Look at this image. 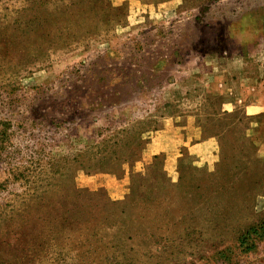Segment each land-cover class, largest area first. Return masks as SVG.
<instances>
[{
    "label": "rangeland",
    "instance_id": "obj_1",
    "mask_svg": "<svg viewBox=\"0 0 264 264\" xmlns=\"http://www.w3.org/2000/svg\"><path fill=\"white\" fill-rule=\"evenodd\" d=\"M263 220L264 0H0V264H264Z\"/></svg>",
    "mask_w": 264,
    "mask_h": 264
},
{
    "label": "trees",
    "instance_id": "obj_2",
    "mask_svg": "<svg viewBox=\"0 0 264 264\" xmlns=\"http://www.w3.org/2000/svg\"><path fill=\"white\" fill-rule=\"evenodd\" d=\"M62 206V205H61ZM94 212L96 211V210H93ZM90 213V212H89ZM67 219H68V217L66 218V219H64V221H63V223H67ZM102 219L103 220H96L95 222H94V226H92L93 228H95V229H97V227H103V226H105V227H107V228H111L112 227V225H109V224H107V223H105L104 224V221L106 220L105 218H103L102 217ZM85 221H87V220H85ZM106 221H108V220H106ZM109 223V222H108ZM66 226L67 225H64L63 226V228H62V230L63 229H66ZM260 230H264V220L263 221H261L259 224H257V225H253V226H250L249 228H247L246 230H244L240 235H239V237H238V241H239V245L240 246H244V247H247V245H248V241H249V239L250 238H253L254 237V235H256V234H258L259 232H260ZM128 238H130L129 236H128Z\"/></svg>",
    "mask_w": 264,
    "mask_h": 264
}]
</instances>
